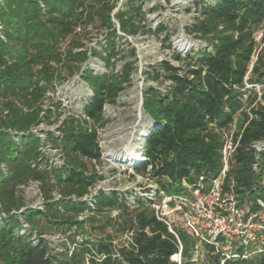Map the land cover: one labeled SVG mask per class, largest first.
<instances>
[{"label":"trees","instance_id":"obj_1","mask_svg":"<svg viewBox=\"0 0 264 264\" xmlns=\"http://www.w3.org/2000/svg\"><path fill=\"white\" fill-rule=\"evenodd\" d=\"M139 1L127 0L115 13L118 0H0V214L8 216L0 223V264H264V253L226 260L215 245L199 242L178 225L171 233L146 199L135 196L130 204L129 195L101 193L94 210L73 200L101 180L91 165L101 157L97 129L107 125L106 105L131 87L137 70L128 61L118 73L96 75L83 68L91 56L114 67L121 34H154L144 23ZM195 7L198 16L185 30L211 51L187 58L174 53V61L185 62V69L163 61L152 73L154 81L169 85L164 92L147 88L143 109L163 126L151 131L144 151L147 163L135 172L169 195H188L184 182L193 189L208 187L223 167V131L239 117L241 141L226 189L234 181L240 204L256 207L258 199L264 201V190L261 171L253 168L251 145L264 139V105L251 108L250 119L246 108L256 98L247 104L244 95L246 80L255 84L264 79V44L250 72L264 42L257 41L264 32V0H200ZM94 29L106 32L102 52L84 43ZM165 32L161 27L160 33ZM170 39L166 35V42ZM131 56L136 57L135 49ZM81 73L94 93L84 108L89 121L69 116L56 129L60 137L48 133L51 144L62 149V167H34L41 142L32 129L56 126L62 117L61 103L48 94ZM31 182L41 184L45 207L29 209L22 220L38 236L63 234L59 251L43 238L34 244L31 237L16 234L21 220L12 213L27 207L22 187ZM86 211L90 214L80 221ZM128 233L132 237L117 244ZM199 252L203 259L196 258Z\"/></svg>","mask_w":264,"mask_h":264},{"label":"built area","instance_id":"obj_2","mask_svg":"<svg viewBox=\"0 0 264 264\" xmlns=\"http://www.w3.org/2000/svg\"><path fill=\"white\" fill-rule=\"evenodd\" d=\"M263 39L264 32L260 31L257 35V41L261 43ZM263 44L264 42L252 58L250 72L254 63L257 61L258 53L262 49ZM204 48L206 51H211V48L207 46ZM68 82L69 81L66 83ZM66 83L58 86L55 91L52 92V98H54L53 93L58 92L59 88L63 87ZM245 91H247L244 95L245 103L249 102V98L251 96L256 98L254 104L246 108V112L249 114L251 119V108H254L259 103L264 105V79L262 83L255 84H250L246 80ZM50 94L51 93H49L48 96H50ZM93 94V90L90 86L87 87L85 91L81 92L79 95V111L70 113L69 116H75L77 118L81 117L84 120L89 121L84 114V108L93 97ZM56 102H60V107H62L63 103L61 101L56 100ZM66 118L62 119L61 117V122H59L58 125L51 126L52 130H48L49 127L44 124L32 129V133L37 136L41 142L40 158L38 159V162L33 165L34 167L51 170L52 168H60L64 165L65 157L62 149L56 148L51 144L48 140V133L52 132L54 136L60 137V133L57 132L56 129ZM238 119L239 117L235 119L229 130L223 131V167L219 172V175L210 182L208 187L201 184L199 187L193 189L186 182H184L183 185L188 189L189 194L179 196L169 195L163 191H159L158 186L148 177L143 175L141 176H143L145 180V186L140 188L137 193H131V195L118 190H110L109 188L101 187V184L107 181V177L109 176L107 163L108 160H110V152L104 151L101 143L102 132L106 126L104 128L97 129L101 157L100 160H93L91 165L93 173H95L98 177H101V180L91 187L88 194H86L83 198H73V200L86 203L91 210H94L96 199L101 193L110 195L112 192H120L122 194L129 195L130 204H134V198L137 196L138 198L146 199L150 202L157 219L166 224L171 233L175 234L174 226L178 225L190 235L198 239L199 242L205 241L215 245L223 252V257L226 260H245L252 256L263 254L264 201L258 199L255 205L256 207H253L254 205L251 204L241 205L239 195L234 191L235 182L231 181L229 188L226 189V180L230 173V168L234 163V156L241 141ZM246 125L247 123L244 124V128ZM162 126L163 124H156L150 119V127L144 132V134H142L144 138L142 144L138 146V149H134L138 153L139 159L132 161V154L129 155L131 153L129 152L122 157L119 155L120 158L117 162L124 166L133 168L134 171L137 167L145 166L147 159L145 158L144 151L148 137L150 136L151 131H154ZM45 127L47 129H45ZM88 127L91 128L90 125ZM13 138L17 142L21 141V136L18 134H13ZM251 147L255 151V163L253 168L255 171H261L260 185L264 190V139L254 142ZM22 191L35 193L38 198V203L34 206H27L19 212L12 213L13 215L18 216L21 220V226L16 231V234L31 237V241L34 244L39 242V238H43L46 241L48 237L56 238L58 236L59 238L60 236L63 238L61 234L53 236H38L36 231H31L29 225L22 221V215L29 209L43 210L45 207L41 184L39 182H31L29 185L22 187ZM54 196L56 201L60 199L58 194L55 193ZM89 214L90 212L86 211L83 215H80L78 219L80 221L84 220ZM114 214H116V212ZM5 219H8V216L1 213L0 223H2ZM132 235V233L126 234L125 239H130ZM80 238L81 237H79V239ZM47 242L51 250H60L59 247L53 246L51 242ZM73 249L74 247L71 248V251H73ZM173 259L178 260L179 256H174Z\"/></svg>","mask_w":264,"mask_h":264},{"label":"rangeland","instance_id":"obj_3","mask_svg":"<svg viewBox=\"0 0 264 264\" xmlns=\"http://www.w3.org/2000/svg\"><path fill=\"white\" fill-rule=\"evenodd\" d=\"M126 1L118 0L115 13L119 9L125 8ZM198 1L200 0H170L168 3L165 0H140L139 3L144 5L146 13L144 23L153 30L154 34L128 37L120 33L122 37L119 41L120 54L113 60L115 61L114 67L108 68L103 61L92 56L85 64L83 70H92L96 75L118 73L127 61L135 62L137 67L132 76L131 87L120 95L115 104L105 107V119L108 120V123L102 132L101 143L104 151L110 152V160L107 163L109 176L107 181L101 184V187L131 195V193H137L140 188L145 186L143 176L137 175L133 168L119 164L117 161L120 156L122 157L129 152H131L129 155L132 154V161L139 159L138 153L134 149H138V146L142 144L144 140L142 134L150 127V118L143 109V93L149 87L164 92L169 85L167 81L157 82L151 78L157 66L163 61H169L172 65L185 69V62L179 64L174 61V53H180L183 58H187L196 57L197 52L205 50L206 44L185 30L198 16L195 7ZM161 27L166 29L165 34L160 33ZM166 35L171 36L169 42L165 40ZM84 43L87 48H94L102 52L106 45V32L94 29L85 38ZM187 44L193 48H186ZM131 49H135L136 57L131 56ZM87 87L89 85L83 80L81 73L59 88L58 92L53 93L55 100L63 103L60 107L62 119L68 117L70 113L79 111V95ZM50 97H53L52 92ZM241 120L243 119L240 118V122ZM51 128L50 126L48 130ZM45 129L47 128L45 127ZM21 195L28 207L38 203L35 193L25 191ZM45 235L57 234L48 233ZM124 240L125 238L117 240V244L121 245ZM47 241L51 242L53 246L59 247L64 240L57 236L56 238L48 237ZM199 256L203 259L202 253L200 255L199 252L196 258L198 259Z\"/></svg>","mask_w":264,"mask_h":264},{"label":"bare ground","instance_id":"obj_4","mask_svg":"<svg viewBox=\"0 0 264 264\" xmlns=\"http://www.w3.org/2000/svg\"><path fill=\"white\" fill-rule=\"evenodd\" d=\"M188 47H189V45L187 44L186 48H188ZM189 48H193V46H190Z\"/></svg>","mask_w":264,"mask_h":264}]
</instances>
